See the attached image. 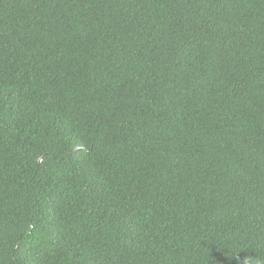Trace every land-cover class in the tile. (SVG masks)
Segmentation results:
<instances>
[{"label":"trees","instance_id":"obj_1","mask_svg":"<svg viewBox=\"0 0 264 264\" xmlns=\"http://www.w3.org/2000/svg\"><path fill=\"white\" fill-rule=\"evenodd\" d=\"M0 264H264V0H0Z\"/></svg>","mask_w":264,"mask_h":264}]
</instances>
